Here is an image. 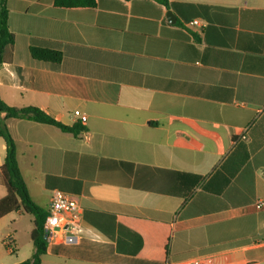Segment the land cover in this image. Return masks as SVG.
<instances>
[{
  "label": "crops",
  "instance_id": "crops-1",
  "mask_svg": "<svg viewBox=\"0 0 264 264\" xmlns=\"http://www.w3.org/2000/svg\"><path fill=\"white\" fill-rule=\"evenodd\" d=\"M168 2L7 0L1 99L78 128L6 122L32 200L47 211L61 190L83 210L81 238L42 264H264V0ZM6 154L0 137V166ZM22 217L0 218L28 254L11 264L34 253Z\"/></svg>",
  "mask_w": 264,
  "mask_h": 264
},
{
  "label": "trees",
  "instance_id": "trees-1",
  "mask_svg": "<svg viewBox=\"0 0 264 264\" xmlns=\"http://www.w3.org/2000/svg\"><path fill=\"white\" fill-rule=\"evenodd\" d=\"M169 6L168 0H158ZM97 0H54V5L59 8H94ZM9 9L7 0H0V66L11 60L15 36L9 29ZM34 59L58 65L62 61V53L56 50L31 47ZM4 115V116H3ZM10 119L30 120L47 124L61 129L67 133H78L77 127H68L46 112L37 107L17 108L6 104L0 96V137L7 145L5 162L0 166V186L6 190V195L0 199V218L12 212L20 211L33 217L34 228L31 241L34 246L32 257L20 264H42L47 253L48 242L44 229L47 211L39 207L31 198L27 185L22 176L18 159L16 143L9 132L6 122Z\"/></svg>",
  "mask_w": 264,
  "mask_h": 264
},
{
  "label": "built area",
  "instance_id": "built-area-1",
  "mask_svg": "<svg viewBox=\"0 0 264 264\" xmlns=\"http://www.w3.org/2000/svg\"><path fill=\"white\" fill-rule=\"evenodd\" d=\"M188 25L198 26L199 21L193 20ZM44 229L48 245L55 242L65 245L77 242L84 231L82 207L69 194L54 190ZM182 264H205V261L202 258H195Z\"/></svg>",
  "mask_w": 264,
  "mask_h": 264
},
{
  "label": "rangeland",
  "instance_id": "rangeland-1",
  "mask_svg": "<svg viewBox=\"0 0 264 264\" xmlns=\"http://www.w3.org/2000/svg\"><path fill=\"white\" fill-rule=\"evenodd\" d=\"M5 225L3 229L0 230V262L2 264H11L17 259H22L27 256L25 247L23 246L21 251L15 250V244L13 241L15 224L10 223L9 219H5ZM32 221V216L29 214H24V217L19 221V238L22 241V244H25L27 241V236L25 237L24 228L30 224ZM1 264V263H0Z\"/></svg>",
  "mask_w": 264,
  "mask_h": 264
},
{
  "label": "water",
  "instance_id": "water-1",
  "mask_svg": "<svg viewBox=\"0 0 264 264\" xmlns=\"http://www.w3.org/2000/svg\"><path fill=\"white\" fill-rule=\"evenodd\" d=\"M170 15H173L172 12L169 13V16H170Z\"/></svg>",
  "mask_w": 264,
  "mask_h": 264
}]
</instances>
